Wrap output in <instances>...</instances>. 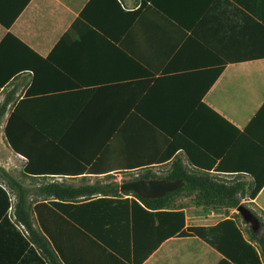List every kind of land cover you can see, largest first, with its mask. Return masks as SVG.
I'll list each match as a JSON object with an SVG mask.
<instances>
[{"label":"crops","instance_id":"obj_1","mask_svg":"<svg viewBox=\"0 0 264 264\" xmlns=\"http://www.w3.org/2000/svg\"><path fill=\"white\" fill-rule=\"evenodd\" d=\"M121 1L126 12L142 3ZM130 19L113 0H0V81L24 65L14 57L18 51L28 60L0 91V105L15 92L0 123V169L20 181V164L29 179L80 187L110 176L122 184L119 177L146 170L159 174L180 159L192 172L244 183L241 205L247 199L264 214V0H144L137 19ZM33 84L38 91L62 90L28 100L21 110L26 131H61L66 142L55 153L41 149L40 165L47 168L29 174L33 159L11 148L6 128ZM0 182L7 187L1 172ZM195 198L174 203L186 216L185 230L227 219L246 230L237 209L199 205ZM16 200L12 191L13 207ZM163 220L131 207L108 237L124 258L75 237L65 242L66 260L129 264L150 254L142 264H233L198 237L163 239L169 231ZM218 241L226 249L231 240L220 234ZM12 247L0 236V264L16 259Z\"/></svg>","mask_w":264,"mask_h":264},{"label":"trees","instance_id":"obj_2","mask_svg":"<svg viewBox=\"0 0 264 264\" xmlns=\"http://www.w3.org/2000/svg\"><path fill=\"white\" fill-rule=\"evenodd\" d=\"M113 2L122 12L130 16V24L137 19L144 7V0H142L138 10L126 12L122 8L121 0H113ZM7 38L15 39L12 36ZM17 42L25 50L31 51L21 42ZM2 44L4 46L6 41ZM0 48L2 50V45ZM15 56L17 59H22L21 62L24 65L8 71L9 73L0 81V91L12 77L19 73L17 72L19 69L27 67V57L21 51H18ZM36 57L41 61H47L37 55ZM221 72L222 69L213 71L212 80L209 84L204 85L202 95H205L210 89ZM61 90L55 88L38 91L36 85L33 84L10 117L6 128L7 143L16 153L33 159V165L27 167L26 173L45 170L47 167L44 168L40 165L43 159H39L38 156L43 155L41 149L50 147L54 149V153L58 152L56 148H62L66 140L64 141L62 138L64 134L61 131H26L28 122L21 119V110L32 97L58 93ZM14 99L15 92L10 93L0 105V123ZM170 135V137H174V134ZM183 135H186V132ZM0 172L7 182V187L0 182V236H5L17 253L16 259L10 264H68L64 250L65 242H71L75 237L88 238L101 252L112 253L124 258L123 253L118 251L112 243H109L108 237L114 233L115 222L121 221L131 207L140 210L156 221H161L163 218V223L167 222L169 225V231L164 234L163 239L176 235L198 237L223 253L233 264H264V221L252 210L262 228L260 236L252 227L244 230L232 219H227L214 227H192L185 230L186 216L181 208L174 205L179 197L196 194L195 200L199 205H226L237 209L241 205L240 197L244 196L246 192V185L224 182L209 171L202 169L192 172L180 159H175L165 174H156L151 170H146L129 179L130 181L166 180L167 182L181 180L184 183L181 188L167 193L161 198L145 199L136 194L122 193L121 184L118 182L80 187L52 182L37 188L38 194L45 199L36 202L34 209L29 201L32 190L25 187L4 169L1 168ZM111 178L113 177L110 176L108 179ZM125 182L127 180L122 183ZM12 191L15 192L17 199L14 207ZM125 196L133 198H125ZM12 208H14V212L13 216H10ZM33 212L37 217V228L34 225ZM240 217L242 216L238 214V218ZM244 224L247 223L244 221ZM21 226L24 227L23 231L19 230ZM246 233L248 234L247 239L245 238ZM220 234L231 240L226 249L218 241ZM149 255L146 254L144 258L135 261L128 259V263L142 264Z\"/></svg>","mask_w":264,"mask_h":264},{"label":"water","instance_id":"obj_3","mask_svg":"<svg viewBox=\"0 0 264 264\" xmlns=\"http://www.w3.org/2000/svg\"><path fill=\"white\" fill-rule=\"evenodd\" d=\"M184 183L179 180L167 182L166 180H134L121 184L122 193H133L145 199H157L181 188ZM237 211L244 221L252 226L254 230L260 227L259 221L253 212L245 205H240Z\"/></svg>","mask_w":264,"mask_h":264},{"label":"rangeland","instance_id":"obj_4","mask_svg":"<svg viewBox=\"0 0 264 264\" xmlns=\"http://www.w3.org/2000/svg\"><path fill=\"white\" fill-rule=\"evenodd\" d=\"M1 134H0V154L1 155H4L3 153H4V151L2 150V148H1ZM17 169H18V171H19V173H18V178H19V180L25 185V186H27V187H29L31 190H33V192H32V194H31V197H30V199H31V205H34L37 201H40V200H43L44 198L43 197H41L39 194H38V192L36 191L37 190V188L38 187H40V186H42V185H45V184H48V183H52V182H54V180H51V179H33V178H31V179H29V178H27V177H25L21 172V170H22V165H17ZM169 170V168H163L162 170H159L158 171V173L159 174H165L167 171ZM126 179H130V177L129 176H123V177H119L118 178V181H121V183L124 181V180H126ZM106 182H114L113 181V179H110L109 181L107 180V179H101V180H96V181H94V183L95 184H105ZM83 183H88L87 181H84ZM189 200H191V199H189ZM192 201V200H191ZM182 202H185L184 204H188V203H190L189 201H188V199L187 200H184V199H182ZM242 205H245L246 207H248L250 210H252V211H254V212H256L257 214H258V216H260V218H262V220L264 221V214L262 213V212H260L259 210H257L256 208H254L253 207V205L252 204H250L249 202H248V200L246 199H244V201H243V204ZM240 220H243L244 221V219L242 218V217H240ZM248 227H252L250 224H247V227H246V229L248 228ZM258 230V232H259V234H261V232H262V228H261V226L257 229Z\"/></svg>","mask_w":264,"mask_h":264}]
</instances>
